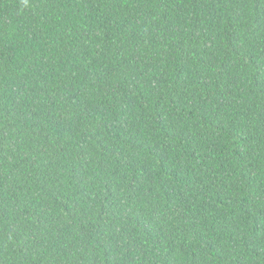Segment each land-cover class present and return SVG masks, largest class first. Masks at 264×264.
I'll list each match as a JSON object with an SVG mask.
<instances>
[{"label":"trees","instance_id":"trees-1","mask_svg":"<svg viewBox=\"0 0 264 264\" xmlns=\"http://www.w3.org/2000/svg\"><path fill=\"white\" fill-rule=\"evenodd\" d=\"M0 264H264V0H0Z\"/></svg>","mask_w":264,"mask_h":264}]
</instances>
